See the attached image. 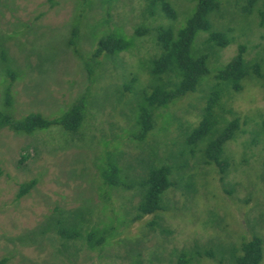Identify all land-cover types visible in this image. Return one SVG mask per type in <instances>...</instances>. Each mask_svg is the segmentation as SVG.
Listing matches in <instances>:
<instances>
[{
	"label": "rangeland",
	"instance_id": "374dc122",
	"mask_svg": "<svg viewBox=\"0 0 264 264\" xmlns=\"http://www.w3.org/2000/svg\"><path fill=\"white\" fill-rule=\"evenodd\" d=\"M164 2L174 19L160 4L151 14L146 0H0V113L17 121L34 113L59 118L76 106L83 112L74 131L53 125L30 135L1 126L0 261L233 264V254L258 237L264 264V0L252 12L243 0H221L212 30L231 44L212 49L209 33L198 36L195 56H207L208 76L195 94L154 112V129L139 141L140 97L152 92L149 61L161 51L156 31L176 32L199 4ZM142 28L146 32L137 36ZM110 36L132 45L96 58L99 41ZM240 48L259 76L243 81L236 93L218 76ZM207 109L213 139L238 122L224 147L225 172L205 163L208 140L194 151L187 144ZM163 165L173 176L166 208L137 219L143 196L138 183L151 167ZM113 168L119 187L105 179ZM32 182L30 193L18 197ZM64 229L78 236L65 240L59 234ZM92 231L96 241L106 238L94 250L86 241Z\"/></svg>",
	"mask_w": 264,
	"mask_h": 264
},
{
	"label": "trees",
	"instance_id": "16d2710c",
	"mask_svg": "<svg viewBox=\"0 0 264 264\" xmlns=\"http://www.w3.org/2000/svg\"><path fill=\"white\" fill-rule=\"evenodd\" d=\"M240 1V0H238ZM247 3L244 9L252 12V9L258 0H243ZM147 11L151 14L157 4L161 5L162 10L170 19L175 18V13L169 4L164 0H146ZM221 0H199L197 8L190 16L188 22H185L176 32L172 28L160 27L156 31L155 40L158 48L161 50L155 60H151L148 75L152 82V92L147 94L142 92L141 105L137 117L138 133L134 137L143 141L148 133L154 129L155 122L153 114L159 109H165L170 103L195 94L201 86V81L208 76L207 56L196 57V41L201 33H209L208 42L212 49H226L231 44V40L220 32L212 30V17L220 10ZM152 11H150V9ZM260 23L264 26V3L259 10ZM144 28L136 30L137 36L144 34ZM76 35V32H74ZM132 45L131 41L118 39L113 36L103 38L98 43V49L95 51V57L100 58L104 55L115 56L128 51ZM259 69V68H258ZM258 69H251L246 64L244 58V49L240 48L237 57L227 65L219 74L218 79L227 87L232 88L236 93L242 91V82L252 78L253 75L259 76ZM166 79V82L162 80ZM175 79V80H174ZM135 83L134 79L131 81ZM169 88V89H167ZM220 92L212 100L218 98ZM83 113V112H82ZM81 107L76 106L69 109L61 117L48 119L42 114H30L17 121H11L9 116L0 113V128L2 125L9 126L16 133L34 134L37 131L49 129L53 125L62 126L67 131H74L80 127L83 116ZM213 113L206 110L203 122L192 130L187 144L194 149L206 139L207 148L204 154L205 163H215L220 172H225L227 159L224 155L227 141L234 138L239 129L238 122H233L224 129L221 134L213 139ZM118 169L113 168L105 173V179L110 186L119 187L123 185L121 178L116 179ZM172 170L169 166L151 167L146 177L138 185L142 188V199L137 205V219L145 215L156 214L165 210V195L172 183ZM119 180V181H118ZM118 181V182H117ZM36 186V182L21 186L18 197H23L30 193ZM97 231L89 232L86 235V241L89 249L101 246L106 238L96 241ZM59 234L65 240L76 238L78 233L75 229L60 230ZM106 234V233H105ZM262 259V242L260 238L253 237L252 241L243 244L241 255L233 254V264H260ZM8 260L0 261V264H8ZM180 260L178 264H187Z\"/></svg>",
	"mask_w": 264,
	"mask_h": 264
}]
</instances>
